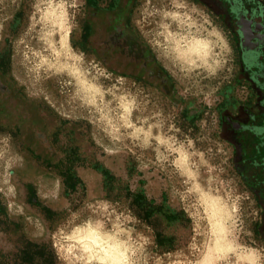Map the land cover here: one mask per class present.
<instances>
[{"label": "rangeland", "instance_id": "1", "mask_svg": "<svg viewBox=\"0 0 264 264\" xmlns=\"http://www.w3.org/2000/svg\"><path fill=\"white\" fill-rule=\"evenodd\" d=\"M88 4L0 0V77L35 126L0 113V264L24 239L57 264H100L78 238L86 224L122 239L124 264H264L260 209L220 127L242 84L228 28L193 0ZM114 33L143 50L126 54ZM62 46L92 98L51 65Z\"/></svg>", "mask_w": 264, "mask_h": 264}, {"label": "flooded vegetation", "instance_id": "2", "mask_svg": "<svg viewBox=\"0 0 264 264\" xmlns=\"http://www.w3.org/2000/svg\"><path fill=\"white\" fill-rule=\"evenodd\" d=\"M193 1L214 13L230 32L242 84L240 93L221 114L220 127L232 146L235 167L259 206V230L264 240V0ZM88 6L97 9L95 4ZM106 39L133 38L114 33ZM0 113L27 134L35 127L30 122V109L1 77Z\"/></svg>", "mask_w": 264, "mask_h": 264}, {"label": "bare ground", "instance_id": "3", "mask_svg": "<svg viewBox=\"0 0 264 264\" xmlns=\"http://www.w3.org/2000/svg\"><path fill=\"white\" fill-rule=\"evenodd\" d=\"M159 15H160L159 19L161 21V25L163 26V30H165L166 28H165V25H163L164 24L163 22L167 20L168 18H170L171 16H173V14L161 12L159 13ZM198 42H193L189 44L188 47H186V49L184 50L188 52H195L199 47ZM56 53H58L57 59L59 61L54 62L51 65H53L57 70L64 69L66 70V72L69 73V76L74 81L73 86H74L75 93L85 96L86 98H92V95L95 93V90H94L93 85L87 82L86 75L82 71H80V67H81L79 65L80 62L78 63L76 59L72 60L71 58L72 56L71 54L69 55L68 50L65 46H62V48ZM156 57L158 58L162 66L167 69L168 66H167L165 59L159 54H157ZM60 60H63V62L62 61L60 62ZM86 225L87 227L85 226V228L81 230V232H79V237H78L80 238V243L82 244L84 249L87 252H89V254H92L93 256H95L96 259L100 262V264H124L125 259L127 257H126V248L124 246L122 239L114 233H112L111 235L106 234L102 230V227L100 225L99 226H94L90 224L89 225L86 224ZM215 233L217 236V229L215 230ZM217 244L218 243H217V237H216V240H215L216 250H217Z\"/></svg>", "mask_w": 264, "mask_h": 264}, {"label": "trees", "instance_id": "4", "mask_svg": "<svg viewBox=\"0 0 264 264\" xmlns=\"http://www.w3.org/2000/svg\"><path fill=\"white\" fill-rule=\"evenodd\" d=\"M90 4H93V0H87ZM143 195L137 193L133 195L132 206H135L143 200ZM154 208V207H153ZM153 210V209H151ZM149 210V212L151 211ZM148 212V214H149ZM151 213V212H150ZM179 213H165L167 221H175ZM141 218L145 221L148 220V216L142 215ZM157 244L161 247L165 246V237L160 234H156ZM167 237L166 240H169ZM15 264H57L56 255L51 245L45 243H38L29 239H24L21 247L18 249L15 258Z\"/></svg>", "mask_w": 264, "mask_h": 264}, {"label": "water", "instance_id": "5", "mask_svg": "<svg viewBox=\"0 0 264 264\" xmlns=\"http://www.w3.org/2000/svg\"><path fill=\"white\" fill-rule=\"evenodd\" d=\"M108 40L110 43L117 44L116 39H108ZM124 42H125L124 45L126 47V50H125L126 54H128L130 56L135 55L134 53H138L139 50L140 51L143 50V48L140 46V44L134 39H126ZM158 72L160 73L159 70H158Z\"/></svg>", "mask_w": 264, "mask_h": 264}]
</instances>
